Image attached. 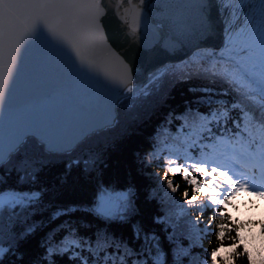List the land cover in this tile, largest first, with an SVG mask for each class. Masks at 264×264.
<instances>
[{"label":"snow or ice","instance_id":"snow-or-ice-1","mask_svg":"<svg viewBox=\"0 0 264 264\" xmlns=\"http://www.w3.org/2000/svg\"><path fill=\"white\" fill-rule=\"evenodd\" d=\"M160 112L147 147L166 176L138 167L78 200L46 178L69 148L65 169L90 177L101 145ZM17 116L29 131L0 149V264H211L224 242L249 261L222 209L241 187L264 193V0H0V120Z\"/></svg>","mask_w":264,"mask_h":264},{"label":"trees","instance_id":"trees-1","mask_svg":"<svg viewBox=\"0 0 264 264\" xmlns=\"http://www.w3.org/2000/svg\"><path fill=\"white\" fill-rule=\"evenodd\" d=\"M186 71L189 69H185ZM186 91L185 87L178 88L174 93V98L169 102L170 104H179L184 100V93ZM163 116V112H160L154 115L150 120H147L145 123L133 124L129 128L128 134H126L122 139L118 140L115 146L108 147L105 149L103 145L99 147L100 156L97 159L96 165L94 169H92V175L90 177H85L82 175H77L74 170L69 171L65 169L64 163L65 161H69L72 159L74 155L78 153L76 151H72L68 154H62L57 157V162L54 164H50L47 172V179L51 183L52 187L56 190L58 195H61L66 200H78L85 199L90 197L92 194V188L97 184L103 181H112L117 182L121 180L125 173H135V169L138 167L142 168V175L149 178V182H155V177L152 176V173H156L159 175L162 171H164L165 176L168 174V165L169 161L167 159H163L160 155H156L154 159L149 160V154L152 152L150 147H147V142L151 138L150 134L157 123ZM137 151L143 153L144 160L143 164H139V161L134 159V154ZM35 152L37 157H42L43 154L38 150L32 149L29 152L31 155ZM151 164V167H143V165ZM176 177V183L178 187L183 188V190L187 191L188 175H181L179 172L173 173ZM163 179V177H161ZM196 177H193V180L196 181ZM205 179H208L207 174H205ZM214 180L215 178L212 177ZM189 186H193L190 184ZM210 185H205V187H209ZM248 194H237L236 199H231L227 204L224 205L222 209V216L226 217L227 228L225 232H231L233 235L241 238L243 227L239 222L233 223V220L236 216H239V210L241 208H246L251 210V202L246 201L245 197ZM255 197L253 196V200ZM179 211V209H175ZM198 213L193 212L192 215L195 216ZM216 215L214 210H207L204 214V218L200 224V228H204L205 222L211 223V216ZM243 219V217H241ZM259 225L253 226L251 231L255 233ZM216 228L213 226L212 232L209 233L205 231L203 237L201 239V243L203 244L204 251H211V249L216 246L218 243V236H215L212 233H215ZM223 248H231V244L224 242ZM216 249L215 252L211 254V264H223L222 256L216 255V252H220L221 249ZM198 252L201 249L197 250ZM213 257L215 259H213ZM233 264H251L250 261L244 260L240 258L239 260L232 259ZM210 264V262H209Z\"/></svg>","mask_w":264,"mask_h":264},{"label":"clouds","instance_id":"clouds-1","mask_svg":"<svg viewBox=\"0 0 264 264\" xmlns=\"http://www.w3.org/2000/svg\"><path fill=\"white\" fill-rule=\"evenodd\" d=\"M243 191L244 188L241 187L236 190V194ZM253 196H255L254 200ZM245 200L251 202V210L241 208L240 215L235 217L233 223L239 222L243 227L241 240L245 242L251 264H264V193H250ZM255 225H259V228L253 233L251 229ZM231 251L232 248H223L216 255L222 256L223 264H233Z\"/></svg>","mask_w":264,"mask_h":264},{"label":"water","instance_id":"water-1","mask_svg":"<svg viewBox=\"0 0 264 264\" xmlns=\"http://www.w3.org/2000/svg\"><path fill=\"white\" fill-rule=\"evenodd\" d=\"M28 131L27 124L24 122L23 118L19 116L13 118L11 126L5 121L0 120V149H6L11 138L18 135H25ZM71 151H73V149L69 148L64 153H70Z\"/></svg>","mask_w":264,"mask_h":264},{"label":"rangeland","instance_id":"rangeland-1","mask_svg":"<svg viewBox=\"0 0 264 264\" xmlns=\"http://www.w3.org/2000/svg\"><path fill=\"white\" fill-rule=\"evenodd\" d=\"M250 191H251V190H247V191L244 190V192H246V193H247V192H250Z\"/></svg>","mask_w":264,"mask_h":264}]
</instances>
